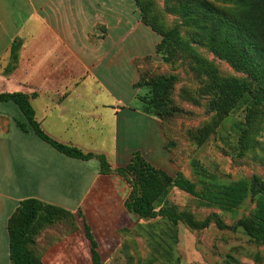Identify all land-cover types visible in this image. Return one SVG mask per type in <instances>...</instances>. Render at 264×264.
<instances>
[{
	"label": "crops",
	"instance_id": "1",
	"mask_svg": "<svg viewBox=\"0 0 264 264\" xmlns=\"http://www.w3.org/2000/svg\"><path fill=\"white\" fill-rule=\"evenodd\" d=\"M131 12L126 0H0V94L28 95L45 133L106 156L113 170L136 151L153 165L166 155L160 122L131 106L134 60L147 54L131 40ZM130 190L120 175L102 174L98 159L70 158L43 141L17 104L0 103V264H10L9 219L31 198L74 213L99 252L104 240L117 251L134 216L125 208Z\"/></svg>",
	"mask_w": 264,
	"mask_h": 264
},
{
	"label": "trees",
	"instance_id": "2",
	"mask_svg": "<svg viewBox=\"0 0 264 264\" xmlns=\"http://www.w3.org/2000/svg\"><path fill=\"white\" fill-rule=\"evenodd\" d=\"M223 1L231 4L236 0ZM135 2L141 11L144 23L162 37L161 42L156 46V52L162 54L167 62H172L177 48L188 49L192 52L196 64L199 65L194 68L198 71L202 70L207 75L206 89L212 95L209 110L218 119L213 130L246 96L250 98V105L246 111L245 124L255 127L256 122L264 119V43L259 36L258 28L254 27L251 19L219 9L207 0H195L193 3L179 1L178 5L172 7L171 10L181 17L182 26L189 30L184 41L179 30H167L158 25L156 19L149 17L152 10L150 2L146 0H135ZM253 2L254 0H240V7L248 10ZM192 43L197 47H208L219 59L228 61L237 72H241L245 77H222L215 68L205 67ZM18 50L19 44L14 43L11 52L12 63L8 67V72L16 67ZM151 62L150 57L136 61L140 74V80L136 86L140 90H146L144 94L137 95L140 107L136 109L157 119L164 132L163 122L173 119L180 112L171 98L175 78L164 75L155 76L158 69H155ZM141 64L145 65V69L142 70ZM6 101L17 104L35 134L54 149L70 158L86 161L96 158L100 162L102 174L116 173L130 184V195L125 202L126 210L139 220H161L165 225L161 229V234L166 236L163 244L160 245L163 248L158 250L161 257L165 255L167 258L163 264L172 262L173 245L178 242L180 223L196 231L207 228L211 222L221 229L228 228L215 215L208 216L203 222H196L189 213L168 205V198L174 188L192 196H199L194 186L183 177L182 173L171 176L166 171L155 167L140 151L133 153L125 167L113 170L106 156L84 154L79 149L60 143L45 133L36 121L35 111L28 95L23 93L0 94V103ZM17 125L23 132H28L27 124L17 122ZM212 129L202 131L198 137L201 142L208 139ZM239 148V155L245 156L253 153L254 160H262L258 150L262 148L264 151V143L253 129L243 131ZM166 149H169L168 144ZM198 170L201 173L207 172L203 167H198ZM208 175L211 176L209 173ZM211 188L213 202L226 210L236 209L248 198L255 201L256 207L251 216L239 220L233 229L241 227L254 242L264 244V178L254 175L250 179H241L221 185L214 184ZM65 221L74 222L76 226L73 229L79 228L78 217L66 209L33 198L21 201L8 222L10 264H45L42 256L35 251L40 244L37 243V237L43 228L55 227L58 223ZM140 226V228L144 227V225ZM126 230L121 229L120 236ZM150 230L154 235L157 232L156 224L150 225ZM85 236L90 243L92 264H103L99 244L87 225Z\"/></svg>",
	"mask_w": 264,
	"mask_h": 264
},
{
	"label": "rangeland",
	"instance_id": "3",
	"mask_svg": "<svg viewBox=\"0 0 264 264\" xmlns=\"http://www.w3.org/2000/svg\"><path fill=\"white\" fill-rule=\"evenodd\" d=\"M126 1H129L132 11V42L141 43L147 48L144 57H150L153 67L158 69L155 76L175 78L171 98L180 112L173 119L163 122L166 145L168 144L169 149L165 146L166 155L157 159L154 166L171 176L182 173L199 195L192 196L174 188L167 203L179 211L189 213L196 222H203L208 216L215 215L228 227L221 229L211 222L207 228L196 231L180 223L178 242L173 245L171 264H264V244L254 242L241 227L233 229L239 220L251 216L256 207L255 201L248 198L236 209L226 210L211 198V187L214 184L221 185L250 179L254 175L264 178L262 148L258 150L262 160H254L253 153L239 155V141L246 129H253L264 143V119L256 122L255 127L245 124L246 111L250 105V98L246 96L213 130L218 119L209 110L212 95L206 89L208 78L202 70L198 71L194 68L199 65L196 64L192 52L177 48L172 62L163 59L162 54L156 52V46L161 42L162 37L144 23L135 0ZM146 1L152 4L149 17L156 19L158 25L167 30H179L185 41L189 30L182 26L181 17L174 14L171 9L177 6L179 1L193 3L195 0ZM207 1L219 9L251 19L264 43V0H254L248 10L241 9L240 0L231 4L224 3L223 0ZM153 36L155 42L152 45ZM192 45L205 67L215 68L222 77H245L228 61L219 59L208 47H197L194 43ZM142 57L140 59H144ZM138 58L134 60L137 71ZM141 68L145 69V65L141 64ZM139 80L138 71V77L131 85L135 96L131 104L133 108L140 107L137 95L146 92L145 89L140 90L136 86ZM208 129H212V132L206 141L201 142L198 137L202 131ZM198 167H203L207 172H199ZM126 221L130 228H124L127 230L121 235L119 240L121 243L117 251L112 249L114 242L109 240L101 242L103 264H163L167 258L158 254V250L163 248L160 245L166 237L161 234L162 227H165L161 220H139L137 217L129 216ZM153 223L157 227L154 235L150 230V225ZM140 225L144 227L140 228ZM75 226L74 222L65 221L55 227L42 229L37 237V243L40 244L35 251L42 256L46 264H92L90 243L85 237L84 228L81 231L80 227L75 230L73 229Z\"/></svg>",
	"mask_w": 264,
	"mask_h": 264
}]
</instances>
